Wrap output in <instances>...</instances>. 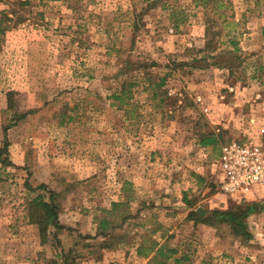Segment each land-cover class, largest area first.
Masks as SVG:
<instances>
[{
    "label": "rangeland",
    "instance_id": "rangeland-1",
    "mask_svg": "<svg viewBox=\"0 0 264 264\" xmlns=\"http://www.w3.org/2000/svg\"><path fill=\"white\" fill-rule=\"evenodd\" d=\"M230 1L241 58L233 73L221 62L168 67L204 47L208 15L197 0H0V264H62L67 252L75 264H147L131 244L159 218L178 225L169 244L195 264H264L253 238L245 248L225 225H192L180 202L203 211L248 192L219 190L221 154L199 146L201 135L219 134L222 147L264 143V0ZM213 17L222 51L229 28ZM131 77L133 98L119 108L111 95ZM51 189L63 228L44 239L27 208ZM104 217L114 228L105 234ZM118 244L126 249L113 255Z\"/></svg>",
    "mask_w": 264,
    "mask_h": 264
},
{
    "label": "trees",
    "instance_id": "trees-1",
    "mask_svg": "<svg viewBox=\"0 0 264 264\" xmlns=\"http://www.w3.org/2000/svg\"><path fill=\"white\" fill-rule=\"evenodd\" d=\"M198 3H202L204 8L207 10V23L206 24V38L204 47L199 49L200 56L193 57L191 61L184 62H172L168 67L171 69H177L182 66H190L192 68H206L212 65L226 66L229 68L230 72L233 73L236 67V61L240 60V56L237 54L239 50V40L237 37V29L233 20L231 21L232 14H228L227 9L232 7V2L230 0H197ZM213 7V14L209 12V7ZM213 15H217L225 23L226 27L229 28L225 32L228 37L227 47L220 50L217 46L218 42L216 40L218 35H224L223 31L216 29V20ZM221 59V60H220ZM148 65V64H147ZM151 72H145V75H150ZM170 72H167L165 76L161 77L158 82L152 86L153 89L160 88L164 86L167 82V77ZM136 77H131V79L123 80L120 87L111 95L113 99V104H117L119 108L129 105L131 99L133 98V87L137 85ZM151 80V78H148ZM17 91L11 90L9 94V107L15 109V100L13 96ZM156 95V94H155ZM16 115V117H15ZM21 116H18V112L14 114V121H18ZM10 126L5 128L6 132ZM221 138L219 134L215 132H209L207 134L201 135L198 143L202 147L211 148L212 154H221L220 150ZM8 142L4 144L3 148L6 149ZM222 147V146H221ZM0 151V161L7 163L6 160H1ZM11 164V162H8ZM198 178H202L199 174H194ZM59 193L55 190H49V195L38 194L28 201L27 216L31 223H35L39 226L40 232L45 239L46 235H49L52 231L51 229H56L54 232L55 237L57 232L63 228V224L60 221L61 205L59 204ZM188 205L192 206L194 203L186 198ZM114 208L122 205L121 202H114ZM113 208V209H114ZM259 209L257 202L247 201L242 199L240 202L232 201L227 207H216L213 209H205L200 211L196 207L186 216L187 220L194 221L195 224L201 223L210 226H221L225 225L231 235L238 239L242 244H248L250 239L253 238L248 227V217ZM112 211V210H111ZM111 217H104L100 220L99 228L103 234L107 233L106 230L111 226ZM112 230L114 229L111 226ZM161 232L160 238L156 234ZM100 232V233H101ZM113 233V231H112ZM112 238L114 235L111 234ZM172 236L168 234V230L161 224H157L156 227L148 228L145 232L141 234V239L138 242L137 252L140 257L148 259L147 264H193L192 256L189 252H180L179 246H170L169 240ZM116 238V237H115ZM114 238V239H115ZM70 252L64 253L62 255V264H75L70 263ZM73 261V259L71 258Z\"/></svg>",
    "mask_w": 264,
    "mask_h": 264
},
{
    "label": "built area",
    "instance_id": "built-area-1",
    "mask_svg": "<svg viewBox=\"0 0 264 264\" xmlns=\"http://www.w3.org/2000/svg\"><path fill=\"white\" fill-rule=\"evenodd\" d=\"M219 190L225 194L248 191L264 186V143L233 140L222 147L214 163Z\"/></svg>",
    "mask_w": 264,
    "mask_h": 264
},
{
    "label": "crops",
    "instance_id": "crops-1",
    "mask_svg": "<svg viewBox=\"0 0 264 264\" xmlns=\"http://www.w3.org/2000/svg\"><path fill=\"white\" fill-rule=\"evenodd\" d=\"M198 145L201 146L199 143H198ZM198 174L202 175L201 172H198ZM218 199H219L220 204H223V205L225 204V202L228 201L226 198H223L222 195L220 196V198L218 196ZM242 199H245L247 201H255V202H257V204L259 206V209L256 212L252 213L248 217L247 221H248V227H249L251 233L253 234L254 244L256 245L254 247H259V248L264 249V246H263L264 242H262V240L264 241V235H263L264 234V194H255L254 193V189H251V190H248V192L244 193ZM180 202L182 204L181 208L183 210H185V212H186L185 216H184V219H186V216L192 210V208L186 202V198L181 199ZM224 207H227V206L225 205ZM199 210H201V209L199 208ZM175 214H177V213H175ZM158 221H159L158 222L159 224L163 225L168 230V234L169 235H172L173 233H175L177 231L176 228H177L178 225H174L173 223L170 224L168 222H165V221H163L162 218H159ZM187 221H188V223H191L192 225H196L197 227H199V226H208V225L201 224V223L195 224L194 221H192V220H190V221L187 220ZM148 228H150V227L145 226L143 232H145ZM159 239L161 241H163V239H161L160 237H159ZM138 242H136V243L133 242L131 244V245L134 246L133 247V251L131 253L134 254V256L139 257L140 259H143V260L148 262V259H146L144 257H140L138 255V252H137ZM238 245L241 246V247H245V248H254L252 246L253 243H249V244L239 243ZM125 246L126 245H124V244L123 245L122 244H118L117 246H114L113 247L114 251H112L113 255H120V253L125 251V249H126ZM180 252H182V250H180ZM193 264H195V263L193 262Z\"/></svg>",
    "mask_w": 264,
    "mask_h": 264
}]
</instances>
